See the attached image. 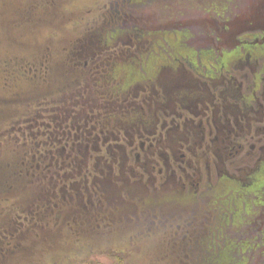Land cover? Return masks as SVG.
I'll return each mask as SVG.
<instances>
[{
	"label": "flooded vegetation",
	"instance_id": "af4514ba",
	"mask_svg": "<svg viewBox=\"0 0 264 264\" xmlns=\"http://www.w3.org/2000/svg\"><path fill=\"white\" fill-rule=\"evenodd\" d=\"M128 1L73 42L68 69L45 67L38 105L0 127L13 159L0 192L40 190L16 207L0 199V264L58 263L95 238L109 247L88 255L125 264L121 240L139 230L164 231L152 253L188 255L201 239L235 255L250 245L247 264L264 263V24L234 20L238 0L182 8L178 24ZM53 238L47 252L32 243Z\"/></svg>",
	"mask_w": 264,
	"mask_h": 264
},
{
	"label": "rangeland",
	"instance_id": "374dc122",
	"mask_svg": "<svg viewBox=\"0 0 264 264\" xmlns=\"http://www.w3.org/2000/svg\"><path fill=\"white\" fill-rule=\"evenodd\" d=\"M117 0H0V127H6L11 119L23 116L30 104H37L42 94L43 72L48 68L52 72L68 69V59L74 53L73 42L91 38L96 31L95 27L106 24V20L111 18L110 13L116 7ZM140 3L142 10L147 8L148 12L153 6H158L162 13L161 22L186 23L187 19L179 18L178 12L182 13V8L193 6H205V0H132ZM236 6L239 13L234 20L243 24L249 17L259 16V20L264 24V0H238ZM157 10V9H156ZM147 12V11H146ZM108 15L105 19V14ZM180 13V14H181ZM150 14V13H149ZM152 15V13H151ZM158 23V22H156ZM212 23H215L212 21ZM215 27V26H214ZM100 33V31H98ZM98 38V37H97ZM231 39V38H230ZM10 127V126H9ZM0 151V162L8 160L9 147H3ZM15 165H21L22 159H15ZM23 166V165H22ZM18 178V177H16ZM7 180V172L0 164V182ZM12 182V180L10 181ZM28 181H26L27 183ZM3 187V186H1ZM3 187L0 192V199L3 205L10 204L16 207L24 203L29 197H40L39 189H28L29 191H11ZM11 209L5 208L6 212ZM3 212L0 211V217ZM140 230L136 235H127L121 240L122 243L131 246L132 254L125 264H170L173 257L177 261H188L189 254L166 255L152 253L166 244L164 231H160L156 236L141 235ZM131 237V238H130ZM82 240V239H81ZM85 241V242H84ZM79 243V247H85L77 254L67 257L64 261L56 262V255L33 254L27 262L21 264H83L91 258L92 263L115 264L116 260L106 255H88V248L102 246L109 247L105 240L95 238L94 243L87 245L84 240ZM42 247V251L47 252L48 247L56 246V239H49L47 242H40L33 239L32 243ZM72 240H70L71 244ZM69 244V246H70ZM76 244V243H75ZM34 246V245H33ZM75 246V245H74ZM121 247L122 245H115ZM142 246L140 251L139 247ZM192 262L197 264L198 254H191ZM263 260L255 264H264ZM48 262V263H46Z\"/></svg>",
	"mask_w": 264,
	"mask_h": 264
},
{
	"label": "trees",
	"instance_id": "16d2710c",
	"mask_svg": "<svg viewBox=\"0 0 264 264\" xmlns=\"http://www.w3.org/2000/svg\"><path fill=\"white\" fill-rule=\"evenodd\" d=\"M17 165H15L16 168ZM6 170V169H5ZM6 172V171H5ZM194 244L197 246V250H193L189 253L188 263L192 262L191 254H198L197 264H247L248 258L246 254L250 248V245L244 247L238 254L229 253V248L222 242L221 248L210 247V244L203 245L201 239H196Z\"/></svg>",
	"mask_w": 264,
	"mask_h": 264
}]
</instances>
